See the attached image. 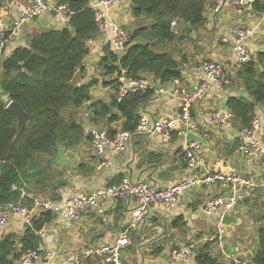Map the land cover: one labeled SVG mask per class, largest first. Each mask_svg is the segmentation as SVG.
I'll return each instance as SVG.
<instances>
[{
    "label": "trees",
    "instance_id": "trees-1",
    "mask_svg": "<svg viewBox=\"0 0 264 264\" xmlns=\"http://www.w3.org/2000/svg\"><path fill=\"white\" fill-rule=\"evenodd\" d=\"M57 1L68 3L75 11L69 26L42 30L31 37L28 46L16 48L0 65V87L4 91L0 93V208L15 202L33 206L34 200L23 197V191L47 195L45 199L50 202H61L58 191L67 184L58 180L63 174L56 163L59 148L71 150L80 146L85 140V127H102L105 121L120 124V130L135 134L141 108L154 97L149 90L119 100L116 75L127 69L132 77L150 74L163 85L180 79L182 62L175 53L194 30L206 23V0H131L135 21L130 26L129 50L122 58L113 52L103 56L97 66L100 80L83 83V66L89 55L87 42L100 34L95 12L89 7L92 0ZM254 13L264 17V0L256 1ZM235 79L249 94L230 96L227 102L241 129L250 127L257 108L264 106V53L238 67ZM99 83L114 89L108 101L94 99L92 89ZM4 94L34 116L19 137L17 119L7 109ZM108 133L115 136L118 131L109 127ZM174 136L177 140L178 132ZM79 168L82 173L94 170V166L88 167L84 162ZM124 179L120 174L108 185H118ZM55 218L47 210L37 223L51 224ZM254 221L258 222L259 249L249 264H264V211L258 212ZM130 237L131 246L138 247V238L134 234ZM42 244L43 239L31 228H25L21 234L8 232L0 239V264H16L27 251L37 250ZM215 244L203 246L195 264H227L212 253L200 257L201 253L212 252ZM163 250L160 246L152 255H162Z\"/></svg>",
    "mask_w": 264,
    "mask_h": 264
},
{
    "label": "crops",
    "instance_id": "crops-1",
    "mask_svg": "<svg viewBox=\"0 0 264 264\" xmlns=\"http://www.w3.org/2000/svg\"><path fill=\"white\" fill-rule=\"evenodd\" d=\"M112 11L117 13L124 26L128 22L131 26L135 21L131 13V2L121 9L114 7ZM121 13L126 15V17L122 16L127 18L126 20L120 18ZM205 16V25L194 30L190 39L186 40L182 49L179 50L180 53L175 55L182 62V77L178 79L181 89L179 96L183 98L195 91L198 74L202 70V64L206 61L219 60L225 63L232 70L233 77L230 84L224 89L216 90L207 100L193 104V109L199 114H208L207 108H211V110L225 109L223 104L228 102L230 96L242 95L245 90L235 79L238 66H236L232 55V46L238 28L260 25L257 33L249 40V47L252 58H255L258 53H264L263 16L257 13L239 15L233 12ZM110 36L111 32L109 31L105 40L97 41L95 52L89 53L87 56L83 66L86 71V79L82 82H86L88 79L100 80L99 76L91 73L93 69L90 70L87 64H91L90 66L93 67L105 56L103 47L110 41ZM25 37L28 36L25 35ZM22 44L23 40L20 44L19 42L10 44L9 49L13 52ZM110 52H112V48ZM147 75L152 81V76ZM173 86H176L174 82L163 87L171 88ZM92 93L94 99L100 98L108 101L110 97L105 98V93L113 94L115 91L112 87H104L99 83L93 87ZM180 103L181 100L178 97L163 93L154 96L149 103L143 106L140 114L141 117L146 116L151 120L160 116H175L180 111ZM256 117L264 124L263 105L257 108ZM109 127L117 131L121 129L120 124L111 125L106 121L100 128L108 131ZM239 130L240 127L235 122L223 127L201 126L199 134L204 136L207 144L200 142V166L197 170L199 173L205 170L241 171L247 175L253 174L259 182L264 183V156L256 162H251L239 153ZM257 137H261L260 133ZM181 141L178 138L171 145H163L160 139L155 136L134 134L127 153L120 156L108 154L111 163L101 170L97 169L98 158L88 141L84 140L80 146L71 150L61 146L56 163L63 174L58 180L67 184L58 191L62 198L61 202L72 194H82L108 185L110 180L120 174L124 175L125 179H143L160 188L178 183L185 179L189 172L180 148ZM77 151L81 155L75 154ZM164 158H169L171 163L169 160V163L165 164ZM83 162L87 163L88 167L94 166V170L91 173H82L79 165ZM219 193V188L202 184L186 192L176 206L156 208L149 216L142 219L136 228L130 229V236L134 234V237L138 238L139 246L133 245L130 250L127 248L124 251L126 256L123 264H180L173 259L172 252L174 250L189 241L218 233L220 230L223 233L222 245L215 244L218 253L215 250L210 252L226 262L227 254L250 262L258 252L257 238L259 236L257 235L258 222L254 221V217L249 216L255 210L256 215L258 212L264 211V187L252 195H248L240 202L235 211L230 213L250 219V224L246 222L250 228L256 224V227L253 228L256 234L252 235L255 243H252L251 235L240 233L241 226L228 228L222 224L219 227L217 217H208L203 213L205 203ZM114 203L115 205L107 203L106 207L91 211L71 224H64L63 219L57 215L51 224L45 226L47 236L43 239L44 247L54 251L57 255L56 261L59 262H68L72 257L80 255L82 264H108L97 256H85L84 254L90 248L112 243L121 232L129 227L134 200L126 197ZM178 219L181 220L176 221ZM175 221L178 222L177 226ZM24 229V222L19 218H14L3 231L5 234L8 232L21 234ZM160 246L164 249L163 254L152 255V252ZM171 246L172 249H170Z\"/></svg>",
    "mask_w": 264,
    "mask_h": 264
},
{
    "label": "built area",
    "instance_id": "built-area-1",
    "mask_svg": "<svg viewBox=\"0 0 264 264\" xmlns=\"http://www.w3.org/2000/svg\"><path fill=\"white\" fill-rule=\"evenodd\" d=\"M257 0H206L205 15H221L225 12L235 14H254V4ZM131 0H92L89 7L95 12L96 21L100 27L97 38L87 42L89 53H94L97 41L105 40L111 32L112 52L118 58L125 56L131 46L130 34L119 20L114 7L121 9ZM55 12V13H54ZM75 11L68 3L57 0H0V65L11 56L10 44L22 42L23 37L34 36L43 29L59 30L69 26ZM176 26V23H173ZM34 28L36 30H34ZM43 28V29H41ZM260 25L240 27L236 30L232 55L236 66L240 67L252 59L249 40L257 33ZM232 70L219 60L206 61L198 74L195 91L180 98V81H173L176 86L164 88L163 84L145 74L140 78L129 75L127 69L116 75L118 99L122 100L129 94L153 91L154 96L166 94L176 96L181 100L180 111L175 116H160L151 120L146 116L140 118L135 134H148L160 139L163 145H171L175 141V132L181 141L180 148L187 164L188 176L168 187H158L143 179L126 178L118 185H105L82 194H72L63 202H50L42 196H35L23 191V197L34 200L33 206L15 202L0 208V239L5 235L4 229L14 218L21 219L24 224H38L37 221L44 211H51L60 216L64 224L80 220L87 213L104 208L107 203L123 198L134 200L129 227L121 232L119 237L110 244L90 248L85 256H97L108 264H123V253L132 245L130 229L136 228L140 221L149 216L156 208H169L180 203L182 196L198 185L215 186L220 193L210 198L203 206V213L212 218L217 217L221 227L222 216L234 212L240 202L255 189L264 187L253 174L247 175L241 171H211L199 173L200 142L187 143L186 136L190 131L199 134L201 126L223 127L232 125L235 116L230 108H207L208 114H199L193 109V104L210 98L216 90H222L230 84ZM89 119V114L85 113ZM101 130V132H99ZM260 133L261 137H257ZM201 136V134H199ZM134 134L118 131L110 136L107 130L97 126L87 125L84 130L85 142H89L98 158L97 169L107 167L111 162L108 154L120 156L126 154ZM204 137V136H202ZM238 151L251 162H256L264 156V124L255 117L250 127L241 128L238 133ZM112 202V203H111ZM46 226V225H45ZM37 234L45 239V227ZM223 233H212L189 241L172 252L173 259L182 264H195L199 250L208 243L222 245ZM56 253L48 250L42 244L37 250L27 251L16 264H82L80 255L72 257L68 262L56 261ZM227 264H249L248 261L235 255H226Z\"/></svg>",
    "mask_w": 264,
    "mask_h": 264
},
{
    "label": "water",
    "instance_id": "water-1",
    "mask_svg": "<svg viewBox=\"0 0 264 264\" xmlns=\"http://www.w3.org/2000/svg\"><path fill=\"white\" fill-rule=\"evenodd\" d=\"M55 13V12H54ZM112 45H111V41H109L104 47H103V52L105 55H109L110 51H111ZM261 69L263 70V68L261 67ZM90 80L88 79L87 82H89ZM3 88L0 87V93L3 94ZM243 96L248 97L249 94L244 90L242 93ZM3 100L7 103V109L14 114V116L17 119V125H18V129H17V137H19L22 132L24 131V129L26 128V126L33 120L34 116L31 113H28L19 103L12 101L10 99V96L8 94H4L3 95ZM227 102H225L223 104V108H226ZM89 107V104H86V108ZM99 132H101V130H99ZM186 141L187 143H193V142H201L204 144H207V140L200 136L199 134L190 131L188 133V135L186 136ZM221 222L224 226L228 227V228H233V227H239L243 224V219H241L240 217L230 214V213H225L222 216ZM46 223L45 222H40L38 224H33L30 225L29 223L25 224V228L29 229H33L36 232H39L41 230L44 229ZM257 240L259 241V237L257 238ZM211 252H206V253H201L200 257H205L210 255Z\"/></svg>",
    "mask_w": 264,
    "mask_h": 264
},
{
    "label": "rangeland",
    "instance_id": "rangeland-1",
    "mask_svg": "<svg viewBox=\"0 0 264 264\" xmlns=\"http://www.w3.org/2000/svg\"><path fill=\"white\" fill-rule=\"evenodd\" d=\"M125 5H127V4H125ZM124 5V6H125ZM127 7V6H126ZM122 16H125L126 17V15L125 14H123V13H121V15H120V18L121 19H127V18H125V17H122ZM122 23V22H121ZM129 23L130 22H128L127 23V25H125L124 27L127 29V31L129 32V34H131V28L130 27H128V26H130L129 25ZM124 24V23H123ZM41 29H43V28H41ZM34 30H36L35 28H34ZM43 30H46V29H43ZM30 39H31V37H23V44L21 45V46H28V44H29V41H30ZM21 46H19V47H21ZM182 52V51H181ZM178 53H180V51H179V49L177 50V52L175 53V55H178ZM100 60V59H99ZM100 62V61H99ZM98 62L96 63V65L94 66L93 65V67H91L90 65L91 64H87L88 65V68H90V70H92L93 69V71H91V73L93 74V75H95V76H99L98 75V73H97V66H98ZM89 70V71H90ZM79 77H80V74L79 75H77V78H76V80H78L79 79ZM231 81H232V79H231ZM84 83V82H83ZM103 85V84H102ZM113 89V88H112ZM109 93H105V95H106V97L105 98H108V97H110L111 95H112V93H110L109 95H108ZM104 98V99H105ZM144 141V140H143ZM144 152V151H143ZM79 152L77 151V152H75V154H78ZM79 155H81L80 153H79ZM73 158H74V156H73ZM169 158L167 159V158H164L163 159V162L165 163V164H168L169 163ZM170 163H171V160H170ZM260 188H257V189H255L252 193H254V192H256L257 190H259ZM252 193H251V195H252ZM256 216V210L254 211V213L252 214V215H250L249 217H255ZM242 217V216H241ZM240 217V218H241ZM241 219H243V224L241 225V229L239 228V230L241 231L240 233H242V235H251V238H252V243H255V240H254V236H252V235H255L256 233H255V230L253 229V228H255L256 227V224H254V225H252L251 227L252 228H250L247 224H250V219H246V218H241ZM252 221V220H251ZM246 222H247V224H246ZM243 241V240H242ZM173 247L171 246V248L170 249H172ZM215 250V252L217 251V248H216V246L213 248V251ZM216 253H218V252H216ZM125 256H126V254L124 255V253H123V256H122V259L124 260V258H125ZM123 262V261H122ZM124 262H125V260H124Z\"/></svg>",
    "mask_w": 264,
    "mask_h": 264
}]
</instances>
